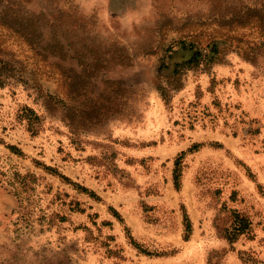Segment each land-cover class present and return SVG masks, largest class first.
<instances>
[{
    "label": "rangeland",
    "instance_id": "rangeland-1",
    "mask_svg": "<svg viewBox=\"0 0 264 264\" xmlns=\"http://www.w3.org/2000/svg\"><path fill=\"white\" fill-rule=\"evenodd\" d=\"M244 259L264 262V0H0V264Z\"/></svg>",
    "mask_w": 264,
    "mask_h": 264
},
{
    "label": "trees",
    "instance_id": "trees-1",
    "mask_svg": "<svg viewBox=\"0 0 264 264\" xmlns=\"http://www.w3.org/2000/svg\"><path fill=\"white\" fill-rule=\"evenodd\" d=\"M212 51H214V50L212 49ZM195 147H197V146H193V148H195ZM233 218L234 219H233V221L231 223V228L233 229L232 230L233 231L232 235L235 236L238 233L244 232L247 229V227H248L250 222H249V220H247L245 217L241 216L238 213H235ZM228 239L232 240L231 237H228ZM253 261L256 262V264H264V262H261L259 260H256V261L253 260ZM243 262L246 263L247 260L244 259ZM247 264H249V263L247 262ZM250 264H253V263L250 262Z\"/></svg>",
    "mask_w": 264,
    "mask_h": 264
}]
</instances>
